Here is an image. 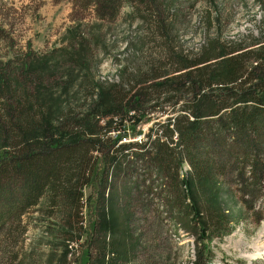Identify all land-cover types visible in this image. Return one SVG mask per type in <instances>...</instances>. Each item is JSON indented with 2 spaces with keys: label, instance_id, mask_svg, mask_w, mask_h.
Masks as SVG:
<instances>
[{
  "label": "trees",
  "instance_id": "trees-1",
  "mask_svg": "<svg viewBox=\"0 0 264 264\" xmlns=\"http://www.w3.org/2000/svg\"><path fill=\"white\" fill-rule=\"evenodd\" d=\"M80 1L96 4L102 19H113L125 1L129 2ZM142 1L152 33L164 38L158 41L160 57L148 61L135 78L112 86L106 92L110 102L105 107L91 108L80 120L74 118L69 133L54 124L48 126L47 112H40L37 105L23 108L25 111L16 110L17 106L6 111L8 129L14 135L8 138L15 141L0 158V236L15 238L20 228L26 233L23 216L45 200V213L51 217L62 213L65 220L57 225L67 233H73L77 225L81 240L84 208L93 205L97 222L87 232L81 245L85 250L74 264H174L167 243L163 247L167 252H159L162 245L156 243V230L148 227L142 233L134 232L132 206L120 207L115 193L110 198L102 193L92 203L84 202L86 187H110L127 165L140 162L145 175L141 173L139 183L144 188L140 191L136 181L134 200L149 207L148 193L162 197L157 179H166L169 193L183 206L180 211L178 202L167 201L166 209L177 210L184 227L198 222L202 245L193 264H211L214 253L204 240L233 231L218 203V186H238L251 210L264 198V33L242 40L216 36L208 38L197 53L179 50L171 42L175 37L162 5L157 0ZM28 67L24 68L29 72ZM3 90L0 80V95ZM167 105L170 115L164 120L158 115L146 140L120 142L130 134V125L134 132L138 123ZM15 113L21 116L18 122L11 121ZM40 117L34 126L28 123V119ZM113 130L120 135L109 136ZM98 152L103 154L105 173L98 170ZM184 165L189 171L180 177ZM136 168L130 169L138 176ZM152 177L156 180H150ZM124 191L130 195L129 190ZM118 193V198L123 195ZM69 251L67 244L65 260Z\"/></svg>",
  "mask_w": 264,
  "mask_h": 264
},
{
  "label": "rangeland",
  "instance_id": "rangeland-1",
  "mask_svg": "<svg viewBox=\"0 0 264 264\" xmlns=\"http://www.w3.org/2000/svg\"><path fill=\"white\" fill-rule=\"evenodd\" d=\"M157 2L162 5L168 18L166 23L172 28L171 35L175 38L171 42L179 50L197 53L208 38L242 40L244 36L260 37L264 33V0ZM145 7L142 0L125 1L113 19H102L96 4L86 5L80 0H0V80L4 87L0 95V158L14 147L15 140L8 138L14 135L6 119L10 107L17 106L16 110L21 111L19 108L30 109L37 105L40 112H47L51 121L48 126L54 124L69 133L73 130L69 128H73L74 118L79 116L80 120L91 108L105 107L109 101L106 92L112 86L135 78L148 61L160 57L158 41L164 38L152 33L151 22H146ZM158 115L166 119L170 106L147 116L134 132L133 126L128 125L130 134L123 136L120 142L146 140ZM20 117L15 113L11 121L18 122ZM40 120L41 117L28 119V123L35 125ZM119 133L113 130L108 135L116 138ZM98 154L101 158L98 170L105 173L103 154ZM131 163L120 175L118 173L117 181H112L110 187H86L84 202L90 204L102 193L105 198L116 194L115 203L120 207L132 206L135 233L148 227L156 230V243L162 245L159 252H167L163 250L167 243L174 264H193L202 245L196 228L198 222L184 227L177 218L178 211L166 209L165 202L177 200L169 193L171 189L164 183L166 179H157L159 191L164 193L162 197L155 198L148 193L149 207L135 201L133 196L138 193L135 183L138 181L140 191L144 188L139 183L144 173L140 162ZM133 166L138 167V176L130 169ZM188 171V165H184L180 177ZM109 174L111 178L112 172ZM125 189L130 195L124 194ZM218 190V203L232 222L233 231L211 241L204 240L214 253L211 264H264V198L251 210L246 207L238 186L219 185ZM116 191L123 195L118 198ZM176 202L179 203H173ZM178 206L181 211L183 206ZM92 207L84 208L82 232L85 235L79 240L77 225L73 233L65 232V227L57 225L65 220L64 215L56 212L53 217L48 216L44 211L46 201L42 200L23 216V224L28 228L26 233L22 234L20 228L15 238L11 239L8 234L0 236V264H74L78 254L85 250L81 245L85 244L87 232L92 223L97 222ZM188 219L193 220V216ZM67 244L71 252L65 260Z\"/></svg>",
  "mask_w": 264,
  "mask_h": 264
}]
</instances>
